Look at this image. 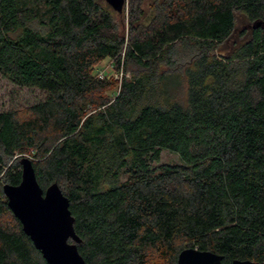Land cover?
<instances>
[{"label": "trees", "instance_id": "16d2710c", "mask_svg": "<svg viewBox=\"0 0 264 264\" xmlns=\"http://www.w3.org/2000/svg\"><path fill=\"white\" fill-rule=\"evenodd\" d=\"M145 1L0 0V81L43 94L0 111V264H47L2 191L22 158L85 264H264V0ZM107 59L130 79L99 78Z\"/></svg>", "mask_w": 264, "mask_h": 264}, {"label": "water", "instance_id": "95a60500", "mask_svg": "<svg viewBox=\"0 0 264 264\" xmlns=\"http://www.w3.org/2000/svg\"><path fill=\"white\" fill-rule=\"evenodd\" d=\"M120 13L125 0H103ZM21 182L17 186L4 185L7 206L19 221L23 233L40 252L47 264H85L76 245L80 243L74 233V219L69 211L68 199L56 183L42 190L37 183L32 163L20 160ZM71 241V242H69ZM223 257L195 248L182 250L177 264H222ZM231 264H259L249 260H234Z\"/></svg>", "mask_w": 264, "mask_h": 264}, {"label": "rangeland", "instance_id": "374dc122", "mask_svg": "<svg viewBox=\"0 0 264 264\" xmlns=\"http://www.w3.org/2000/svg\"><path fill=\"white\" fill-rule=\"evenodd\" d=\"M154 0H146L143 4V8L145 10L148 9V6ZM127 4L125 5V9L123 13L116 17V19L121 23V30L124 33H127ZM241 28V27H240ZM97 75L101 78H107L115 83H117V87L120 83V70L115 69V65L111 60H104L102 61L97 67ZM122 75L126 79H130L131 72L129 71H122ZM43 98V94L38 90H29V89H22L13 86L12 84L8 83L5 80L0 81V111H9V110H20L26 109V107L31 106L39 102ZM161 163L162 164H178L179 159L178 157L168 152V150H164L161 152ZM159 264H163L159 262Z\"/></svg>", "mask_w": 264, "mask_h": 264}, {"label": "built area", "instance_id": "2783aa9c", "mask_svg": "<svg viewBox=\"0 0 264 264\" xmlns=\"http://www.w3.org/2000/svg\"><path fill=\"white\" fill-rule=\"evenodd\" d=\"M99 78H101V77H99ZM121 78H122V73H120V80H121Z\"/></svg>", "mask_w": 264, "mask_h": 264}]
</instances>
